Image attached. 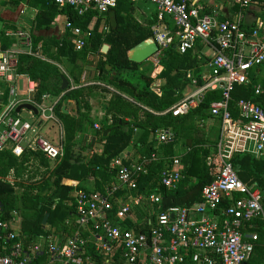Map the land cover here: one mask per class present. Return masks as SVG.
<instances>
[{
    "label": "trees",
    "instance_id": "1",
    "mask_svg": "<svg viewBox=\"0 0 264 264\" xmlns=\"http://www.w3.org/2000/svg\"><path fill=\"white\" fill-rule=\"evenodd\" d=\"M116 1V8L113 9L117 22L115 30L111 28L108 14L98 16L95 11H90L79 16L72 8L59 10L54 3L46 0H41L38 6L33 22L38 28L49 29L57 15H64L83 31H88L92 23L94 26L80 51H75L74 38L65 30L54 51L43 44L40 48L43 38L31 35V54L23 53L17 58L15 74L26 76L35 84L33 102L41 103L44 95L59 98L54 106V115L61 125L64 153L61 158L50 161L40 151L30 148H25L20 157H15L7 148L0 151V221L8 224V229L0 234V256L7 252L11 241L6 240V235L12 232L18 235L25 247L39 237L49 235L54 237L55 242L65 244L78 231L76 203L70 184L85 183L81 185L84 190L91 186L103 192L114 182L116 169L111 164L121 156L124 164L156 156V160L146 165V172L139 174L137 188L132 195L146 197L156 193L160 196V203L153 205L145 202L131 208L136 220L132 230L137 232L147 233L146 220L151 218L154 221L157 213L170 207L190 208L200 203L202 189L218 175L220 122L211 116L210 107L222 100V91H205L197 107L186 115L173 117L170 113L162 114L186 97L184 92L188 87L194 92L203 86L207 59L201 61L194 51L179 54L173 44L160 56L157 76H148L146 72L151 65L141 68V65L128 60L127 52L153 37L152 27L158 24L156 10L144 12L146 9L134 0ZM251 4H262L264 7V0H251ZM234 9L237 11L238 7L234 6ZM102 20L109 26L106 33L99 30ZM255 27V23L243 24L247 34ZM12 44L3 34L0 50L9 49ZM103 45L109 46L106 54L101 53ZM196 47L199 50L198 43ZM62 56H66L72 66L68 73L71 83L67 81L65 90L62 86L66 75L58 66ZM263 65L254 69L249 83L233 89L229 103L233 117L237 116V101L240 99L264 108V81L258 82L256 76ZM87 67L92 70L87 71ZM155 79L164 82L157 86ZM71 85L74 88L71 89ZM101 85L104 88H100ZM258 86L260 91L256 94ZM97 89L110 95L104 106V117L99 123H95L90 114V97ZM8 97V87L1 84L0 111L7 104ZM64 100L75 104L74 114L62 113ZM161 129L170 130L174 138L172 143L157 145L155 134ZM106 131L109 133L104 136ZM97 145L101 147L100 153L95 150ZM175 157L180 160L183 177L175 189H166L160 185L159 178ZM229 163L240 181L264 190V156L256 158L236 153L230 157ZM64 195L68 199L63 202ZM120 195L122 192L118 193ZM13 211L19 214L15 223L10 222ZM117 211L118 205L112 201L107 216L112 218ZM45 214L49 217L42 226ZM254 222L256 227L243 229L246 233L255 231L259 236V242L245 264L252 263L254 254L262 255L264 264V229L259 221ZM124 227L128 229V226ZM80 235L89 238L88 231L80 230ZM80 255L90 258L92 264L121 263L117 253L110 258L96 252L91 241L86 243ZM48 261V256L43 254L30 264H45Z\"/></svg>",
    "mask_w": 264,
    "mask_h": 264
},
{
    "label": "built area",
    "instance_id": "2",
    "mask_svg": "<svg viewBox=\"0 0 264 264\" xmlns=\"http://www.w3.org/2000/svg\"><path fill=\"white\" fill-rule=\"evenodd\" d=\"M46 1L54 3L59 10L72 8L79 16L90 11L104 16L117 5L116 0ZM134 1H148L156 10L158 24L152 27V33L157 50L147 60L151 61V66H158L162 53L173 44L179 54L196 53L197 43L213 53L209 58H201L197 52L200 59H207L203 86L162 114L186 115L197 107L205 91H222V100L210 107L211 116L220 122L217 177L202 189L200 203L190 208L170 207L157 213L154 221L151 218L146 220L147 233L137 232L132 230L136 220L131 208L145 202L160 203V196L156 193L146 197L132 195L139 174L146 172V165L156 160V156L141 162L133 160L130 164H124L121 156L113 160L111 165L116 169L114 182L103 192L91 186L84 190L79 182L70 184L78 217V231L72 238L61 245L52 235L41 236L25 247L16 233H8L6 240L11 244L0 256V264H30L43 254L48 256V264H92L90 258L80 255L88 241L105 257L111 258L117 253L120 264H245L259 242L255 231L246 233L243 229L256 227V220L264 229V190L240 181L229 160L236 153L256 158L264 156V108L240 99L237 101V116L233 117L229 103L233 89L249 83L252 70L264 63V24L256 22L250 34L243 29L245 10L251 0H225L238 10L233 19L224 21L203 12L200 4L191 0ZM169 23L172 26L169 27ZM93 26L92 23L88 31H83L65 19L64 30L73 36L75 51L84 47ZM99 30L106 33L109 26L103 22ZM5 36L19 40L25 53L31 54L30 34L7 31ZM20 54L23 52L12 48L0 50V85L9 90L7 104L0 111V151L7 148L15 157H20L25 148H30L54 161L64 153L62 136L60 134L58 142L54 143L42 137L39 131L48 122L59 123L54 115L59 98L45 105L51 96H42V102L38 104L32 98L18 97L15 66ZM259 91L258 86L255 93L259 94ZM22 104H30L36 109L30 121L16 112ZM155 140L157 145H165L172 143L174 138L170 130L161 129L156 132ZM181 170L179 158H173L160 175V185L175 189L183 177ZM119 192L122 195L118 196ZM112 201L118 205V211L109 218L107 214ZM18 216V212L13 211L10 222H17ZM7 229L8 224L0 221V234ZM80 230L88 231L89 238H83Z\"/></svg>",
    "mask_w": 264,
    "mask_h": 264
},
{
    "label": "crops",
    "instance_id": "3",
    "mask_svg": "<svg viewBox=\"0 0 264 264\" xmlns=\"http://www.w3.org/2000/svg\"><path fill=\"white\" fill-rule=\"evenodd\" d=\"M191 1H195L196 3H199L200 6L202 7L203 12L214 15L219 21L233 19L236 13L234 6L231 5L230 3H227L225 0H191ZM40 4H41V0H0V39L2 35L5 34L7 31L8 32L22 31L32 36L43 38L42 40L44 42H40L39 47L41 48V45L43 44V46L45 45L47 47H51V49L54 51L56 48L55 47L56 42L62 39V36L65 32L64 22L66 18L64 15H57L49 29L38 28L37 25H35L33 22L38 12V6ZM144 12H146V10H144ZM152 12H155L154 7L152 9ZM103 22L104 21L102 20L100 26L102 25ZM256 22H262L264 24V7L262 4H251L245 13L244 16L245 25ZM8 39L11 40L13 43L11 46L12 49L17 50L21 53L22 52L25 53V49L21 45L19 40H16L15 38H8ZM198 45H199V50L196 47L195 51L196 53L198 52V54L200 53L199 56H201V58L204 57L209 58L210 56H212L213 53L208 48L204 47L200 43ZM206 50H209L211 52V55H205L204 53ZM60 63L62 66L68 69V73H69L72 66L68 62V60L64 58V56L60 57ZM204 69L207 68L204 67ZM88 70H92V69L90 68ZM89 75L91 76V73ZM15 87L19 98L27 99L33 97L35 84L31 82L26 76H17L15 81ZM101 95H104L105 97L104 100L106 102L110 98V95L108 93L107 95L106 93H103ZM92 97H95V95H93ZM92 97H90L91 118L95 121V123H99V121L104 117L105 104L104 103H103L104 105L102 104L101 102L102 98H100V96L99 98L97 97L95 100H93ZM53 99L54 98L51 96V98H49V100H46L44 104L49 105L50 103H52ZM63 105L65 106L66 114L75 113V104L72 101L67 100ZM22 111L27 112L31 118H33L32 115L35 114L32 111L22 109L19 112V115L21 114ZM59 124L60 123L57 122H48L43 126L45 125L57 126L58 137H59L61 134V125ZM206 124H209V122H206ZM43 126H41L40 129H42ZM46 139L52 141L53 138H50V136H48ZM84 184H80V185H84ZM45 264H48V262H46ZM49 264H53V263H49Z\"/></svg>",
    "mask_w": 264,
    "mask_h": 264
},
{
    "label": "rangeland",
    "instance_id": "4",
    "mask_svg": "<svg viewBox=\"0 0 264 264\" xmlns=\"http://www.w3.org/2000/svg\"><path fill=\"white\" fill-rule=\"evenodd\" d=\"M139 3H140V6L141 7H143L144 9H146V11H152V9H153V6H152V4L151 3H149V2H139L138 1V5H139ZM205 55H211V52L209 51V50H206L205 51V53H204ZM36 56H38V54H35ZM39 57V56H38ZM64 58H66V56H64ZM201 61H203V59H201ZM54 63V62H53ZM149 64H151V61H147V62H145V63H143V64H141V67H148V65ZM59 69H60V71L64 74V75H66V80L68 81V82H70L69 81V78H68V69H66L64 66H62V65H59ZM88 69H90V68H88L87 67V71H88ZM160 71V67H159V65L157 66V65H155V66H151V68L148 70V72H146V74L148 75V76H150V77H156L157 76V74H158V72ZM255 73V70H252V75ZM88 76V75H87ZM257 76V81L258 82H263L264 81V65L262 66V68H261V71L256 75ZM155 85H157V86H159V85H161V84H163V80L161 79H155ZM71 83V82H70ZM100 88H104V87H102V86H99ZM193 92V90H192V88L191 87H188L186 90H185V92H184V96H188L189 94H191ZM103 93H105V92H103V91H101V89H97V90H95L94 91V94L93 95H95V97H92V99L93 100H95L97 97L99 98V96H100V98H102V104L104 103V104H106V101L104 100L105 99V97H104V95H101V94H103ZM106 95H107V93H106ZM103 104V105H104ZM21 118H23V119H25V120H28V121H30L31 120V117H30V115L27 113V112H24V111H22L21 112V114L19 115ZM60 125V124H59ZM58 128H57V126H48V125H45V126H43L42 127V129H40V135L42 136V137H44V138H47L48 136H50V138H53L52 139V141L54 142V143H57L58 142ZM96 145V144H95ZM95 147V150H96V152L98 153H100V145H97V146H94ZM39 177H41V176H39ZM68 195V194H67ZM66 199H68V197L66 196V195H64L63 196V198H62V201L64 202ZM260 256H262V255H260V254H254L253 255V259H252V263L251 264H262V262H263V259H261V257Z\"/></svg>",
    "mask_w": 264,
    "mask_h": 264
},
{
    "label": "water",
    "instance_id": "5",
    "mask_svg": "<svg viewBox=\"0 0 264 264\" xmlns=\"http://www.w3.org/2000/svg\"><path fill=\"white\" fill-rule=\"evenodd\" d=\"M108 17H109V21H110V25L111 28L113 30L116 29L117 27V22H116V18H115V12L114 11H110L108 13ZM109 49L108 45H103L101 48V53L106 54L107 51ZM157 50L155 41L153 37H149L146 40L140 42L139 44L135 45L133 48H131L128 52H127V58L130 62L135 63L137 65H141L145 62H147V60L149 58L152 57V55L155 54ZM68 85V82L65 78H63V86H62V90H65L66 87ZM201 101V98L199 99ZM67 100H64V103ZM22 109H26L28 111H32L36 114V109L30 105V104H22L20 106H18V108L16 109V112L19 113ZM62 113L66 114L65 111V106L63 105L62 108ZM109 131H106L104 133V136L108 135ZM49 215L45 214L43 219H42V226H45L47 219H48Z\"/></svg>",
    "mask_w": 264,
    "mask_h": 264
}]
</instances>
